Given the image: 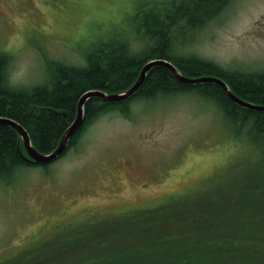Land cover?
Segmentation results:
<instances>
[{"label":"rangeland","instance_id":"1","mask_svg":"<svg viewBox=\"0 0 264 264\" xmlns=\"http://www.w3.org/2000/svg\"><path fill=\"white\" fill-rule=\"evenodd\" d=\"M140 2L149 3L147 15L159 9L153 4L158 0H0V55L11 58L9 83L19 89L43 85L46 66L55 59L83 66L81 48L114 33L130 36L129 16L142 8ZM215 15L192 33L189 43L182 38L185 46H176L178 53L226 70L264 71V0H229ZM113 25L117 29L109 33ZM196 95L148 101L132 100V95L127 106L97 116L61 159L20 169L13 183L0 185V264H82L84 257L100 258L94 264H142L121 251L105 260L99 250L143 247L137 245L145 230L139 222L150 220L143 216L171 215L179 205H201L228 194L225 186L236 184L244 155L260 151L240 143L221 120V108ZM252 176L250 169L238 175L244 186L249 184L231 191L238 206L264 198V183L252 187ZM262 210L261 205L257 212ZM186 218L174 234L176 244L189 251L201 239L185 235L194 234V220L184 225ZM260 225L261 220L255 234ZM88 226L94 228L90 235ZM75 233L80 238L69 242ZM165 237L166 243L174 242L173 234ZM125 240L129 245L121 246ZM116 255L127 260L116 263Z\"/></svg>","mask_w":264,"mask_h":264},{"label":"trees","instance_id":"2","mask_svg":"<svg viewBox=\"0 0 264 264\" xmlns=\"http://www.w3.org/2000/svg\"><path fill=\"white\" fill-rule=\"evenodd\" d=\"M228 1L158 0L153 4H157L159 9L150 15L146 14L145 5L149 3L140 2L144 4L142 8H138L134 17L129 16L130 36H120L113 32L115 35L100 37L90 46L81 48L84 51L79 47L83 66L67 64L57 59L50 61L45 70L46 82L43 80V85L31 88L19 89L9 83L6 71L11 58L1 54L0 118L18 123L27 132L32 146L40 153L47 154L57 146L74 120L77 102L84 93L100 90L110 94L126 90L136 81L141 68L150 60H166L186 77L220 78L237 97L264 106V71L247 73L226 70L196 56L178 53L176 46L184 45L182 38L188 37L189 43L192 33L220 11ZM119 27L123 31L120 21ZM116 29L113 25L109 33ZM181 93L197 94L196 96L212 101L213 107L217 105L221 108V120L232 130L235 137L244 141L245 145L253 144L260 152L257 155L250 152L244 155V165L237 171L234 180L236 184L227 183L228 186H225L230 191L228 194L209 197L201 205H196L195 202L179 205L171 215L166 216L160 211L161 216H143L144 219H150L139 222L145 230L141 233L143 240L137 242V245L145 244L143 247H125L116 251L110 247H101L99 251L107 257L105 260H111L114 253L121 251L142 264H264V247L258 246V243L264 244V225H260L257 234L254 232L257 222L260 223L261 220L264 223V216L260 215L261 212L264 214V198L256 196L242 207L236 204L231 192L237 187L249 186H244L242 178L238 177L244 176L248 169L253 172L252 178L250 177L252 187L259 188L264 183V112L235 104L217 84L181 83L169 70L160 66L147 72L143 83L131 98L148 101L163 95ZM131 98L118 104L107 103L98 98L87 100L82 124L67 149L97 116L127 106ZM252 156L257 159L251 161ZM24 157L26 153L18 133L11 127L0 124V185L9 186L13 183L15 174L20 169L46 167L29 163ZM261 205L263 210L259 213L257 211ZM185 216L187 218L184 225H187V221L194 220V234L185 235L201 239L189 251H184L182 245L176 244L178 236L174 234L175 227ZM136 227L140 230L137 225ZM86 229L87 235L94 230L92 226ZM165 231L166 234H173L174 242H165ZM69 237V242H77L80 235L75 233ZM125 245H129L127 240L121 246ZM79 246L94 249L92 245L84 242ZM96 260L100 258L84 257L80 262L94 264ZM126 260L125 256L114 257L116 263H125ZM109 264L115 263L111 260Z\"/></svg>","mask_w":264,"mask_h":264},{"label":"water","instance_id":"3","mask_svg":"<svg viewBox=\"0 0 264 264\" xmlns=\"http://www.w3.org/2000/svg\"><path fill=\"white\" fill-rule=\"evenodd\" d=\"M151 61H149L150 63H146L145 66L141 68V73L137 81L133 84L131 88H129L123 93L110 94V95H106L105 93L101 91H88L84 93L77 102L76 115H75L74 120L67 127L66 131L60 138L58 145L47 154L40 153L37 149L32 147L30 138L27 132L21 126H19L16 122L10 119H0V124H4V125L11 127L20 135L22 143H23V147L28 155V158H26L27 161L37 163V164H42V165L50 164L53 161H55L60 155H62V153L65 151L68 145V142L71 140V138L75 135L78 128L81 126L83 117H84L83 106H84V103L89 98H98L107 103L123 102L129 97H131L138 90V88L143 83L146 77V73L150 69L156 66L166 68L175 77V79H177L179 82L184 83V84H193V85L199 84V83L217 84L218 86H220L224 94L235 104L243 108H248L251 110L264 112V106H258V105L249 103L237 97L230 91L226 83L219 78L212 77V76H204L200 78L198 77L196 79L189 78V77L183 76L172 64H170L166 60H153L152 62Z\"/></svg>","mask_w":264,"mask_h":264},{"label":"clouds","instance_id":"4","mask_svg":"<svg viewBox=\"0 0 264 264\" xmlns=\"http://www.w3.org/2000/svg\"><path fill=\"white\" fill-rule=\"evenodd\" d=\"M10 81H11L12 83H15V78H14V77H10Z\"/></svg>","mask_w":264,"mask_h":264},{"label":"bare ground","instance_id":"5","mask_svg":"<svg viewBox=\"0 0 264 264\" xmlns=\"http://www.w3.org/2000/svg\"><path fill=\"white\" fill-rule=\"evenodd\" d=\"M217 78V77H216ZM187 85H189V84H187ZM124 102V101H123ZM119 103H122V102H119ZM114 104H118V103H114ZM120 109V108H119ZM236 139H238L237 137H235ZM240 143H242V144H245L243 141H241Z\"/></svg>","mask_w":264,"mask_h":264}]
</instances>
